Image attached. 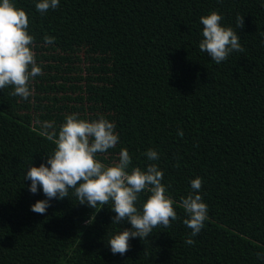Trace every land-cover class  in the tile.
Masks as SVG:
<instances>
[{
    "label": "trees",
    "instance_id": "obj_1",
    "mask_svg": "<svg viewBox=\"0 0 264 264\" xmlns=\"http://www.w3.org/2000/svg\"><path fill=\"white\" fill-rule=\"evenodd\" d=\"M10 2L29 17L43 74L27 100L0 90V264H264V0H60L43 15L38 0ZM211 11L244 48L220 64L199 49ZM72 113L116 124L120 143L101 162L123 147L130 167L156 163L180 219L120 255L107 241L131 226L111 224L110 205L91 224L93 210L72 192L45 215L31 211L45 197L28 190L25 172L55 148L37 121L58 130ZM150 148L157 161L146 159ZM196 177L208 219L189 246L179 204Z\"/></svg>",
    "mask_w": 264,
    "mask_h": 264
},
{
    "label": "clouds",
    "instance_id": "obj_2",
    "mask_svg": "<svg viewBox=\"0 0 264 264\" xmlns=\"http://www.w3.org/2000/svg\"><path fill=\"white\" fill-rule=\"evenodd\" d=\"M60 0H38L35 9L41 15L49 9L58 8ZM223 16L211 11L200 17L202 39L199 49L206 52L216 63L228 59L233 52H244L237 32L230 26L222 25ZM29 17L26 12L15 7L10 0H0V90L11 87V96L27 100L33 96L32 81L43 74L36 61L35 37L28 31ZM235 26L244 27L243 15H237ZM44 42L52 44L55 37L45 35ZM43 134L55 143L46 163L39 166L29 164L24 179L30 180L28 190L36 194L42 190L45 199L37 200L30 206L34 213L45 215L50 202L69 197L86 205L93 214L85 222L91 224L94 213L104 205L115 213L111 224L130 223L113 234L107 241L112 254L124 255L133 238L144 240L153 234V229L170 228L180 217L174 205L176 202L167 194L168 187L162 183L163 172L156 163L147 164L145 169L131 166V156L121 147L118 160L111 164L101 162L103 154L120 143L116 124L103 116L94 120L78 118L72 113L65 117L57 130L53 121H37ZM178 135H183L182 131ZM148 161H157L159 154L154 149L144 153ZM179 167V163L175 165ZM130 169V170H129ZM203 180L196 177L190 181L191 191L182 198L179 206L187 214L183 224L190 229L185 244H195L193 237L204 228L208 219V205L200 193ZM39 186V188H38ZM150 193L141 203V195ZM139 205V206H138ZM258 259L264 253L258 252Z\"/></svg>",
    "mask_w": 264,
    "mask_h": 264
}]
</instances>
